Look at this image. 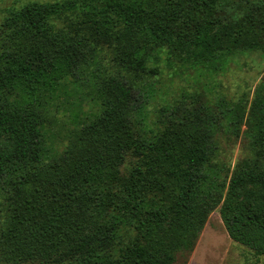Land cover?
I'll list each match as a JSON object with an SVG mask.
<instances>
[{
    "label": "trees",
    "instance_id": "trees-1",
    "mask_svg": "<svg viewBox=\"0 0 264 264\" xmlns=\"http://www.w3.org/2000/svg\"><path fill=\"white\" fill-rule=\"evenodd\" d=\"M224 1H32L8 10L0 22L4 258L176 264L216 208L230 239L264 255V81L233 165L216 137L221 102L215 110L197 97L168 103L154 119L147 108L151 77L164 67L218 72L264 54V2L234 15ZM60 105L74 124L62 148L49 127ZM227 112L238 134L242 116Z\"/></svg>",
    "mask_w": 264,
    "mask_h": 264
},
{
    "label": "rangeland",
    "instance_id": "rangeland-1",
    "mask_svg": "<svg viewBox=\"0 0 264 264\" xmlns=\"http://www.w3.org/2000/svg\"><path fill=\"white\" fill-rule=\"evenodd\" d=\"M54 2L63 0H0V22L11 8H19L27 2ZM251 2L264 0H225L223 10L230 14H237ZM61 24L60 21H58ZM105 63L109 62L111 53L104 49ZM162 73L151 77L155 95L147 106L151 119L155 118L159 110L166 104H182L197 97L198 102L207 103L216 109L221 102L219 125L216 137L221 140L224 150L233 165L244 149L246 142L243 124L248 110L253 102L259 85L264 81V54L252 52L239 56L229 62L224 71L208 72L201 69H181L175 71L164 67ZM264 93V89L261 87ZM221 100V101H220ZM84 105V109H86ZM232 108L239 120V132L234 133L228 125L227 109ZM49 127L55 138L61 142L60 148L65 146L69 137L72 138L74 124L69 121V112L61 105L50 117ZM73 140V138H72ZM131 159L125 161L124 168L129 167ZM6 194L0 189V233L6 219ZM0 264H17L7 260L2 255L0 247ZM18 264H40L37 262H23ZM176 264H264V255L256 254L248 247L229 238L218 208L213 210L196 241L191 253L186 259H179Z\"/></svg>",
    "mask_w": 264,
    "mask_h": 264
}]
</instances>
